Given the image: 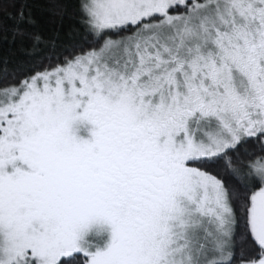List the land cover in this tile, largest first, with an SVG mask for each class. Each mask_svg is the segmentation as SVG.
I'll list each match as a JSON object with an SVG mask.
<instances>
[{
    "label": "snow or ice",
    "instance_id": "obj_1",
    "mask_svg": "<svg viewBox=\"0 0 264 264\" xmlns=\"http://www.w3.org/2000/svg\"><path fill=\"white\" fill-rule=\"evenodd\" d=\"M0 264H264V0H0Z\"/></svg>",
    "mask_w": 264,
    "mask_h": 264
}]
</instances>
